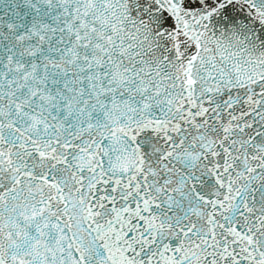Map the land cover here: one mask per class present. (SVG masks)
I'll return each instance as SVG.
<instances>
[{
    "label": "snow or ice",
    "instance_id": "obj_1",
    "mask_svg": "<svg viewBox=\"0 0 264 264\" xmlns=\"http://www.w3.org/2000/svg\"><path fill=\"white\" fill-rule=\"evenodd\" d=\"M0 264H264V0H0Z\"/></svg>",
    "mask_w": 264,
    "mask_h": 264
}]
</instances>
